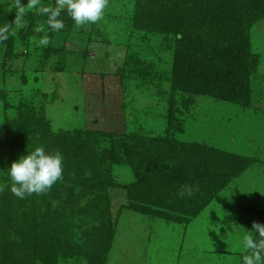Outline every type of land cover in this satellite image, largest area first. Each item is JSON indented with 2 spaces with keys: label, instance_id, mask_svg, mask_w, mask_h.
Wrapping results in <instances>:
<instances>
[{
  "label": "rangeland",
  "instance_id": "374dc122",
  "mask_svg": "<svg viewBox=\"0 0 264 264\" xmlns=\"http://www.w3.org/2000/svg\"><path fill=\"white\" fill-rule=\"evenodd\" d=\"M16 2L0 0L18 38L11 51L0 43V90L4 93L0 129L30 109L33 118L44 119L54 131L111 132L130 143L143 137L150 144H162L167 138L249 159L237 175L198 187L191 196L143 182L140 194L162 195L142 199L127 190L126 185L136 180L132 166L125 160L115 162L105 186L112 236L104 264H242L244 231L253 221L264 223V16L242 23V36L256 56L249 98L243 104L172 89L174 37L155 27L154 21L133 20L135 0H108L100 21L80 27L65 10V27L59 31L49 28L39 8L27 12L21 21L25 27L17 28ZM41 5L55 6V0H41ZM27 24L33 27L24 43L20 31L26 32ZM40 27L43 31H37ZM44 35L49 37L48 45L39 43ZM170 101L173 105H168ZM9 150L0 132L2 186L12 162ZM28 196H35L37 204L15 203L12 217L18 223L27 221L35 235L41 232L40 239H45L39 241L40 251L31 264H85L78 225L95 222L92 212L82 213L79 207L75 211L71 202H63L62 218L54 219L51 200L47 203L39 194ZM133 196L148 212L129 206ZM42 208L37 220L44 227L33 220L35 212L30 215ZM26 232L23 226L12 236ZM57 241L59 251L51 247ZM48 251L56 254L45 262ZM28 252L34 253L33 248Z\"/></svg>",
  "mask_w": 264,
  "mask_h": 264
},
{
  "label": "trees",
  "instance_id": "16d2710c",
  "mask_svg": "<svg viewBox=\"0 0 264 264\" xmlns=\"http://www.w3.org/2000/svg\"><path fill=\"white\" fill-rule=\"evenodd\" d=\"M135 1L133 20L154 21L155 27L170 31L174 37L172 89L247 103L249 77L255 68L256 56L249 52L247 38L242 36V23L251 22L254 16H264V0ZM153 11L157 14H152ZM61 18L65 20L64 14ZM5 23L12 26L11 35L7 41L0 43L11 51L18 40L14 21L9 13L2 12L0 8V24ZM32 27L33 24H27V31H20L24 43L31 35ZM3 94L0 90V98H4ZM168 105H173V102L170 101ZM167 112L171 113L170 107ZM27 113L6 121L0 132L7 138L12 161L41 145L47 151L62 153L63 179L57 181L48 192L39 194V197L47 203L52 201L54 219L62 218L63 202H71L75 211L79 207L82 213L92 212L95 222L88 226L78 225L81 231L79 250L85 264L105 263L112 236L110 200L105 186L115 162L125 160L132 166L136 180L126 185L127 190L136 192L141 199L162 195H147L146 191L140 194L143 182H155L164 189L170 186L173 191L182 190L185 184L195 183L203 189L237 175L249 162L248 158L236 154L214 148L203 149L197 144L189 146L167 138H163L165 143L162 144H150L143 137L141 141L138 137L130 143L123 135L117 136L111 132L83 128L54 131L44 119L33 118L34 112L31 113L30 109ZM196 148L201 149L196 151ZM191 151L194 152L189 154ZM4 180V190L0 191V264H31L33 256L40 251L39 241L45 239H40L41 232L35 235V229H31L27 221L18 223L17 218L13 219L12 208L15 203L26 205V200L33 206L37 202L35 196H28L31 198L24 201L15 196L8 173ZM60 196L63 198L58 202L53 201ZM139 198H129V206L148 212L143 204H136L135 199ZM33 212L36 213L33 219L35 223L39 221L44 227L37 220L43 208L34 209L31 216L35 215ZM27 218L24 216V220ZM23 226L27 230L26 235L13 237V232L19 233ZM51 247H56V251L62 249L59 241ZM31 248L34 253L28 252ZM56 251H48L45 262L51 261Z\"/></svg>",
  "mask_w": 264,
  "mask_h": 264
},
{
  "label": "clouds",
  "instance_id": "9594fccd",
  "mask_svg": "<svg viewBox=\"0 0 264 264\" xmlns=\"http://www.w3.org/2000/svg\"><path fill=\"white\" fill-rule=\"evenodd\" d=\"M108 0H55V6H43L41 0H27L26 4L16 2V26L25 27L21 22L27 12L39 8L41 15L47 16V23L51 30L59 31L65 27L61 18L65 10L74 20L77 27L89 22L100 21L104 16V10ZM10 24H0V42L7 41L11 35ZM43 31V28H37ZM41 45H48L49 37L44 35L39 41ZM9 176L13 182L12 193L23 199L31 194H43L63 179V155L59 151L50 152L44 146H37L18 159L11 162L8 167ZM4 187L0 185V191ZM198 190V186L185 184L179 192L180 196H191ZM245 230V229H244ZM258 233V235H257ZM242 264H264V223L253 221L252 227L244 231L243 235Z\"/></svg>",
  "mask_w": 264,
  "mask_h": 264
}]
</instances>
